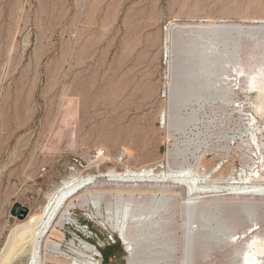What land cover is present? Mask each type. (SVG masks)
Returning a JSON list of instances; mask_svg holds the SVG:
<instances>
[{"label":"rangeland","instance_id":"374dc122","mask_svg":"<svg viewBox=\"0 0 264 264\" xmlns=\"http://www.w3.org/2000/svg\"><path fill=\"white\" fill-rule=\"evenodd\" d=\"M253 16L264 17V0H0V251L17 220L40 209L66 180L87 173L154 163L159 170L176 172L199 168L204 161L199 169L213 168L210 178L231 159L228 180L245 170L249 174L257 170L263 158L255 132L264 148V117L254 108L255 90H239L232 101L224 97L190 100L177 110L172 128L165 116L171 103L166 34L173 23L208 18L244 21ZM179 45L187 47L183 41ZM249 51L250 47L247 55ZM259 51L264 55L263 48ZM237 56L229 69L239 64ZM241 102L247 118L259 119L258 128L250 126L248 119L240 120L239 109L232 110ZM68 103L76 109L71 123L64 119ZM123 148L131 151L130 159H125ZM170 150L174 152L171 164L164 158ZM101 152L111 159L98 161ZM122 157L129 159L126 167ZM116 197H108L115 211L129 199ZM161 197H153L154 203ZM100 198L99 208L93 200L72 205L66 220L72 226L59 227L65 232L60 241L67 250L64 255L72 258L85 252L83 256L91 258L88 245L99 249L100 264H128L125 246L108 222L111 211L106 196ZM148 198L142 212L151 203ZM234 202L226 205L233 212L194 224L203 231L197 261H187V255L181 260L179 248L187 244L189 227L183 229L176 215L151 237L149 245H138L135 264H143L142 260L242 264L247 243L245 236L237 243L238 232L246 230L250 236L264 228V205L246 203L252 208L248 215L247 205ZM79 222L88 224L82 227L90 229L92 238L83 234L79 238ZM103 249L115 254L108 263Z\"/></svg>","mask_w":264,"mask_h":264},{"label":"bare ground","instance_id":"6f19581e","mask_svg":"<svg viewBox=\"0 0 264 264\" xmlns=\"http://www.w3.org/2000/svg\"><path fill=\"white\" fill-rule=\"evenodd\" d=\"M176 21L171 30L169 28L170 32L166 34L171 79L168 90L171 103L169 111H166L165 115L166 124L171 127L173 121L175 126L177 110L190 100L224 97L223 99L226 101H232L233 95L238 94L239 90L246 91L248 89L255 90L254 108L257 114L263 118L264 55L261 54L259 48L264 50V17L253 16L250 20L244 21L213 18L197 22L191 21L192 23ZM181 41L187 44L186 48L179 45ZM248 47L252 51H249L250 53L247 55ZM239 51L240 53H238ZM244 54L247 55L245 58H243ZM236 56L240 58L239 64L237 63L229 69L230 62L236 59ZM237 85L239 88L235 89ZM239 98L241 100V97ZM68 104L70 105V103ZM242 104L244 103L241 102L238 107L233 105L232 110L239 109L238 118L248 119L250 126L254 129L258 128L259 119L255 115L247 118L245 105ZM75 114V107L70 105L64 119L71 123L70 120H73ZM66 125L65 129L69 131L70 126L68 123ZM261 134L264 135V132ZM69 136L72 141L75 140L74 132ZM255 136L256 144L263 158L262 164L259 163L257 170L254 169L251 174L245 170L244 174L241 173L240 176L236 174L229 180L226 170L234 163L233 161L229 162L232 159H228V164L212 174L210 178L207 176L213 168L205 169L203 172L199 169L201 166H205L202 161L199 168H181L176 172L159 170L155 168L157 163H154L139 168H129L128 166L124 171L109 167L106 172L87 173L82 177L66 180L58 189L49 194L46 203L40 209L31 211L22 220H17L0 251V262L3 264H100L99 256L96 255L99 251L98 248L94 249L88 245L85 247L87 253H91V258L84 257L85 252L79 253L78 257L67 258L64 255L67 250L62 248L60 241L65 237V232L61 228L67 224V213L72 211V205L77 201L81 206H84L93 200L99 208L101 195L106 196L108 209L111 211L108 222L112 224L115 233L125 246L128 264H135V257L139 253L138 245L148 244L151 237L171 220H174L176 215L183 221L181 224L183 229L189 227L186 245H184V238L181 236L184 242L179 248L183 255L181 260H184L187 255V261L190 259L192 262L193 260L197 261L199 258L195 259V257L199 256L197 254L198 241L203 235V231L199 229L200 224H204L203 222L210 218L220 219L218 216L224 212H233L231 209L234 208L230 207L229 209V206L226 205L234 204V201H237L241 206L243 204L248 206L249 203H251L249 205H264V173L261 172V168L264 166L262 151L264 148L259 142L257 132H255ZM253 151H255L254 148ZM125 152V159L127 157L130 159L133 156L127 148ZM99 155L101 156L98 161L111 159V156L106 153L101 152ZM173 155L174 152L170 150V153L164 157L169 164L173 163L171 157ZM205 156V152H202V159ZM129 159L126 161L124 158L122 159L125 167V163ZM92 168L94 169V167ZM112 194H116L117 197L128 195V202L123 207L118 205L115 211L111 208V198H108ZM158 195H162V197L157 200V203H154L153 197L156 198ZM137 196L139 197L137 198ZM132 197H136V200H131ZM147 197H150L148 199L154 204L150 203L149 205L148 203L147 211L142 212ZM247 206L244 209L250 215L252 208ZM206 222L208 223V221ZM195 223L199 224L197 229L194 227ZM238 233L237 243L242 240V236H245L247 243L240 263L264 264V228H261L260 231H253L250 236L246 230ZM235 236L236 234H233L232 238ZM140 262L150 263L147 260Z\"/></svg>","mask_w":264,"mask_h":264},{"label":"built area","instance_id":"2783aa9c","mask_svg":"<svg viewBox=\"0 0 264 264\" xmlns=\"http://www.w3.org/2000/svg\"><path fill=\"white\" fill-rule=\"evenodd\" d=\"M164 94L167 95V93H164ZM69 216L72 218V215H71V214H70ZM77 221H78V220H77ZM77 224H78V222H77ZM75 225H76V224H75ZM79 225H80V226H79V230H77V231H78V234H79V238L82 236V234H83L85 237L92 238V237H89V236H88L89 233H88L87 231L89 230V228L87 227V228L83 229V227H82V226H85V225H88V224H84V223L81 224V223L79 222ZM66 226H72V223L69 222V223L66 224ZM86 233H87V235H86ZM73 242L75 243V242H78V241L74 240ZM99 252H100V251H99ZM99 252H97V253H99ZM97 256L100 257L101 254H99V255H97Z\"/></svg>","mask_w":264,"mask_h":264},{"label":"trees","instance_id":"16d2710c","mask_svg":"<svg viewBox=\"0 0 264 264\" xmlns=\"http://www.w3.org/2000/svg\"><path fill=\"white\" fill-rule=\"evenodd\" d=\"M115 246H117V247L120 246V242L118 240L116 241V245ZM102 252H103V256H104V261L107 262V263L109 262L110 257L115 255V254L111 253V251H107L105 249H103Z\"/></svg>","mask_w":264,"mask_h":264}]
</instances>
